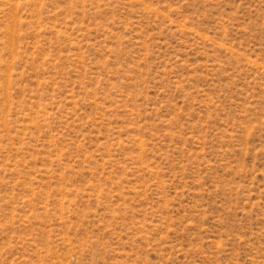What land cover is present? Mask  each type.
<instances>
[{"label":"rangeland","instance_id":"374dc122","mask_svg":"<svg viewBox=\"0 0 264 264\" xmlns=\"http://www.w3.org/2000/svg\"><path fill=\"white\" fill-rule=\"evenodd\" d=\"M0 264H264V0H0Z\"/></svg>","mask_w":264,"mask_h":264}]
</instances>
